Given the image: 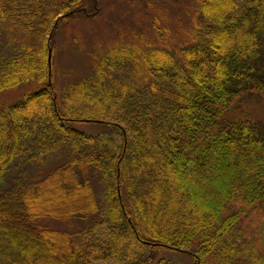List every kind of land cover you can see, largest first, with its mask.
Listing matches in <instances>:
<instances>
[{"label":"trees","instance_id":"obj_1","mask_svg":"<svg viewBox=\"0 0 264 264\" xmlns=\"http://www.w3.org/2000/svg\"><path fill=\"white\" fill-rule=\"evenodd\" d=\"M82 3L0 0V22L35 38H9L17 47L0 53V94L38 85L0 110V182L27 142L29 161L71 151L34 187L0 192V264H170L155 262L160 249L195 264H264V122L233 115L244 99L264 100V0H198L190 44L113 47L59 103L49 37ZM45 218L92 224L60 231Z\"/></svg>","mask_w":264,"mask_h":264},{"label":"rangeland","instance_id":"obj_2","mask_svg":"<svg viewBox=\"0 0 264 264\" xmlns=\"http://www.w3.org/2000/svg\"><path fill=\"white\" fill-rule=\"evenodd\" d=\"M82 1L81 9L70 11L69 20L62 21L59 25L57 23L49 37L52 49L49 51L48 62L51 66L54 94L59 103L62 102L70 86L94 73L97 62L113 47L123 45L125 42H133L142 47H156L175 53L190 44L197 36L193 31L196 25H199L198 0ZM12 36H15L18 44L23 41L31 43L35 41L34 37H27L20 29L0 22V53L4 58L13 52L14 46L17 47L12 42V46L8 45V40L12 39ZM37 86V84H25L4 91L0 94V110L21 102L26 94L37 90ZM60 108L63 109L62 106ZM238 109L234 116L243 114L264 122L263 99L249 97L247 100L244 99ZM69 127L91 136L107 131L104 126L92 124H72ZM29 148L30 144L27 142L22 147V154L10 165L4 181L0 182V192L16 185L17 182L26 183L24 186L27 185L28 188L34 187L36 182L43 180L55 169L67 163L71 156L69 149H62L43 162L29 161L26 159L28 156L26 151H29ZM190 181L192 182H189L190 187H196L199 198L206 200L205 187L200 186L201 184L196 186L193 179ZM92 182L98 199L101 200L106 191L105 184L98 175L92 177ZM48 197L49 200L50 196ZM42 220L47 228L68 232L81 228L88 229L92 224L91 220L68 222L51 218ZM92 220L95 221L97 231L105 233V227L98 225L97 218L93 217ZM161 259H167L170 264H195L192 256L171 250H158L155 262Z\"/></svg>","mask_w":264,"mask_h":264}]
</instances>
